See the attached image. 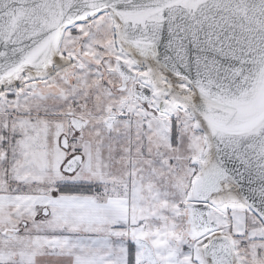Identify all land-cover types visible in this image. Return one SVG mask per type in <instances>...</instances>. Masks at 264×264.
<instances>
[{"label":"snow or ice","instance_id":"obj_1","mask_svg":"<svg viewBox=\"0 0 264 264\" xmlns=\"http://www.w3.org/2000/svg\"><path fill=\"white\" fill-rule=\"evenodd\" d=\"M0 264H264V0H0Z\"/></svg>","mask_w":264,"mask_h":264}]
</instances>
